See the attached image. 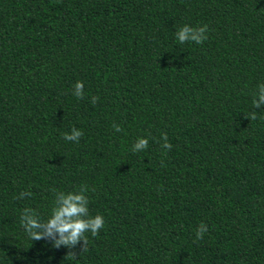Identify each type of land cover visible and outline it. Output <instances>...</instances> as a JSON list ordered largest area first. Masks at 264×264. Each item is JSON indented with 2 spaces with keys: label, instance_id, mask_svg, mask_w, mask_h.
<instances>
[{
  "label": "trees",
  "instance_id": "16d2710c",
  "mask_svg": "<svg viewBox=\"0 0 264 264\" xmlns=\"http://www.w3.org/2000/svg\"><path fill=\"white\" fill-rule=\"evenodd\" d=\"M260 83L264 0H0V264H264ZM82 184L105 221L87 250L29 239L23 209Z\"/></svg>",
  "mask_w": 264,
  "mask_h": 264
},
{
  "label": "clouds",
  "instance_id": "9594fccd",
  "mask_svg": "<svg viewBox=\"0 0 264 264\" xmlns=\"http://www.w3.org/2000/svg\"><path fill=\"white\" fill-rule=\"evenodd\" d=\"M209 26L204 24L202 26H190L185 24L179 28L175 35L180 44L194 42L196 44H203L208 39ZM85 85L83 81H77L73 85V95L78 99H84ZM99 100L98 96L91 98V103L95 105ZM253 107L261 108L264 106V83L258 85V91L253 96ZM250 120H256L257 114L255 112L245 113ZM264 118V117H262ZM116 132L123 131L122 127L115 122L112 125ZM83 136V131L73 126L70 133H63V139L69 142L79 143ZM163 149L171 150L172 144L168 140L167 133L161 136ZM149 146V138L140 137L134 143L132 151L140 152L146 150ZM55 191V190H54ZM89 188L86 184L80 185L75 191H58L55 192L54 205L51 209L49 219L41 220L39 214L32 208L26 207L23 209L20 222L25 230L27 236L32 241H39L48 238L52 241L53 247L59 248L66 246L73 249L83 241L82 252L87 250L88 236L86 233H91L93 237L99 234V231L104 226V218L102 215H90L89 212V197L87 195ZM94 191V189H93ZM32 195L30 190H25L19 193L17 199H23ZM208 232V226L201 222L196 229L195 241L198 242L203 239L205 233ZM74 258L76 253L70 251ZM67 255V257H68ZM66 257V258H67Z\"/></svg>",
  "mask_w": 264,
  "mask_h": 264
}]
</instances>
